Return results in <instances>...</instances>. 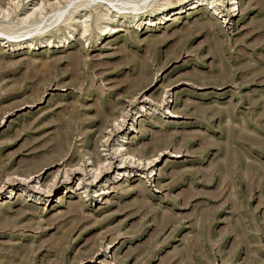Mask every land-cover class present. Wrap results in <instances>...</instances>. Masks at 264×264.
<instances>
[{
  "label": "rangeland",
  "instance_id": "rangeland-1",
  "mask_svg": "<svg viewBox=\"0 0 264 264\" xmlns=\"http://www.w3.org/2000/svg\"><path fill=\"white\" fill-rule=\"evenodd\" d=\"M81 1L0 0V264H264V0Z\"/></svg>",
  "mask_w": 264,
  "mask_h": 264
},
{
  "label": "bare ground",
  "instance_id": "bare-ground-1",
  "mask_svg": "<svg viewBox=\"0 0 264 264\" xmlns=\"http://www.w3.org/2000/svg\"><path fill=\"white\" fill-rule=\"evenodd\" d=\"M112 3H113V1H115V0H110ZM166 1H168V3H169V1H171V0H166ZM180 1H185V0H176L174 3H173V5H177V3H179ZM188 1H190V0H188ZM191 1H193V0H191ZM92 2H96L97 4H95V6H94V8H95V10H96V13L98 14V17H97V22H99L100 20H102V19H104L105 20V18H108V16H110L107 12H106V10H104V6L106 5V1L105 0H85V1H81V2H79L78 4H76L74 7H73V9L71 10V12H69L68 14H67V16L65 17V20H64V22H65V24H68V25H70V21H75L76 20V17L78 16V15H80L81 14V12H82V10L84 11V10H87V8H89L90 7V5H91V3ZM195 3V1H193V4ZM172 4H166V5H164L162 8L163 9H165V8H167V7H169V6H171ZM83 7V9H81ZM110 9V8H109ZM63 14V11H61V15ZM177 14V13H176ZM60 17L61 16H59V19H60ZM58 19V20H59ZM72 23V22H71ZM104 23V22H103ZM98 26H99V23H98ZM100 30L101 31H103L104 30V28H100ZM87 30H85L84 32H86ZM83 32V33H84Z\"/></svg>",
  "mask_w": 264,
  "mask_h": 264
}]
</instances>
